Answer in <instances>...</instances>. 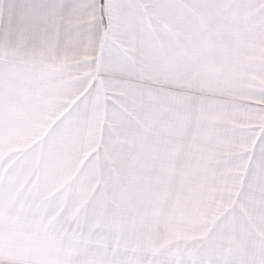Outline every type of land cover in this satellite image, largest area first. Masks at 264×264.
<instances>
[{"label": "snow or ice", "instance_id": "obj_1", "mask_svg": "<svg viewBox=\"0 0 264 264\" xmlns=\"http://www.w3.org/2000/svg\"><path fill=\"white\" fill-rule=\"evenodd\" d=\"M0 264H264V0H0Z\"/></svg>", "mask_w": 264, "mask_h": 264}, {"label": "crops", "instance_id": "obj_2", "mask_svg": "<svg viewBox=\"0 0 264 264\" xmlns=\"http://www.w3.org/2000/svg\"><path fill=\"white\" fill-rule=\"evenodd\" d=\"M14 2H19V0H14Z\"/></svg>", "mask_w": 264, "mask_h": 264}]
</instances>
